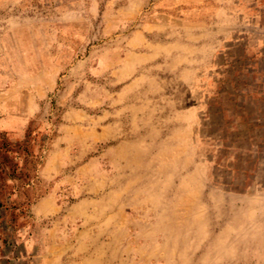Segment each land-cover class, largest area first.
Returning a JSON list of instances; mask_svg holds the SVG:
<instances>
[{"label":"rangeland","instance_id":"rangeland-1","mask_svg":"<svg viewBox=\"0 0 264 264\" xmlns=\"http://www.w3.org/2000/svg\"><path fill=\"white\" fill-rule=\"evenodd\" d=\"M0 264H264V0H0Z\"/></svg>","mask_w":264,"mask_h":264}]
</instances>
